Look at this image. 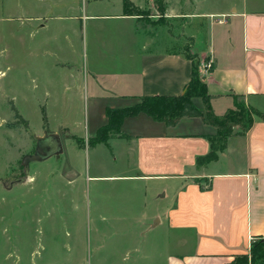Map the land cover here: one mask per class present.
<instances>
[{"label":"rangeland","instance_id":"374dc122","mask_svg":"<svg viewBox=\"0 0 264 264\" xmlns=\"http://www.w3.org/2000/svg\"><path fill=\"white\" fill-rule=\"evenodd\" d=\"M137 1H144L139 28L168 22L157 30L191 48L185 23H171L166 9L181 2L188 14L229 0ZM121 6L122 0H0V264H174L168 224L156 222V212L172 202L179 180L94 177L131 170L123 145H115L114 157L106 143H88L107 121L105 107L117 103L108 97L115 69L142 56L126 49L131 20L106 16ZM190 21L189 31H203ZM153 41L154 53L176 44ZM192 51L204 76L208 59ZM195 103L203 108L201 99ZM146 119L127 123L143 129ZM13 122L18 126H8ZM47 130H58L65 151L30 161Z\"/></svg>","mask_w":264,"mask_h":264},{"label":"crops","instance_id":"0c3cea01","mask_svg":"<svg viewBox=\"0 0 264 264\" xmlns=\"http://www.w3.org/2000/svg\"><path fill=\"white\" fill-rule=\"evenodd\" d=\"M132 1L139 7L144 5V1ZM180 8H184L181 2L173 3L165 16L171 23H185L184 34L192 50L211 62L204 79L213 112L223 115L234 106L235 95L264 112V0L214 2L208 10L188 14ZM106 16L131 20L126 49L131 57L137 51L142 56L115 69L108 97L117 103L106 106L105 114L108 108L131 106L142 96L182 94L192 78V61L184 56V44L177 35L157 30L168 22L139 28L138 15L125 14L123 0L119 13ZM191 19H197L203 31H189ZM155 37L161 46L162 40L170 39L176 42L175 47L154 53L158 44ZM144 50L150 56H144ZM199 99L194 98L195 105ZM199 109L205 111L204 104ZM142 116L148 118L140 125L143 129L128 125V120ZM183 125L187 128L180 129ZM121 131L127 136H112L106 145L114 157L115 145L124 146L131 159L130 172L94 177L179 180L172 202L156 212L161 217L156 222L168 224L174 264H226L236 255L248 253L254 239L264 238V120L256 118L246 133L233 134L218 158L204 164H198L197 158L209 153V136L217 128L201 118L183 117L175 126H168L142 112L127 117ZM51 132L60 134L58 130ZM130 193L136 194L135 189ZM141 194L147 199L148 189Z\"/></svg>","mask_w":264,"mask_h":264},{"label":"trees","instance_id":"16d2710c","mask_svg":"<svg viewBox=\"0 0 264 264\" xmlns=\"http://www.w3.org/2000/svg\"><path fill=\"white\" fill-rule=\"evenodd\" d=\"M124 12L127 15H139L141 9L132 0H123ZM159 23V22H157ZM154 23V24H157ZM153 24V25H154ZM183 54L192 61V78L180 95L142 96L140 101L123 108H108L106 110L107 122L103 124L90 137L88 143L96 145L107 143L112 136L126 137L121 131L122 124L127 117L146 113L153 119L165 122L168 126H175L183 117H198L206 124L217 128L214 135L209 136L211 149L208 154L197 158L198 164H204L216 160L220 152L227 147L228 139L235 133H246L255 123L256 118L264 120V112L247 104L241 95H235L234 106L223 115H216L210 103L207 83L199 68V61L195 58L191 48H184ZM200 97L205 111L194 104V98ZM14 117L24 122L25 120L15 107ZM44 114L45 125L48 124L46 112ZM18 122L8 123V126H18ZM78 139V138H77ZM80 142V139H78ZM226 264H264V238H257L251 242L248 253L236 255L233 261Z\"/></svg>","mask_w":264,"mask_h":264},{"label":"water","instance_id":"95a60500","mask_svg":"<svg viewBox=\"0 0 264 264\" xmlns=\"http://www.w3.org/2000/svg\"><path fill=\"white\" fill-rule=\"evenodd\" d=\"M63 153V141L60 134L51 132L37 137V145L33 155L29 156L30 161H44L54 155Z\"/></svg>","mask_w":264,"mask_h":264},{"label":"built area","instance_id":"2783aa9c","mask_svg":"<svg viewBox=\"0 0 264 264\" xmlns=\"http://www.w3.org/2000/svg\"><path fill=\"white\" fill-rule=\"evenodd\" d=\"M211 62L208 60L205 71L203 72V74H205L207 71H209V69L211 68Z\"/></svg>","mask_w":264,"mask_h":264}]
</instances>
